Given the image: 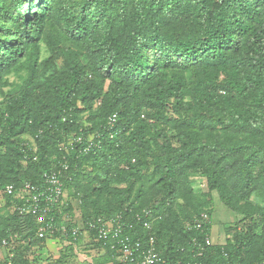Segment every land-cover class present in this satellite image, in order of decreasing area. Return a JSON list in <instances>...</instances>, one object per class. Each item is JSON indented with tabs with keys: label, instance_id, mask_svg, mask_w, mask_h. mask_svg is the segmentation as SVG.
<instances>
[{
	"label": "trees",
	"instance_id": "trees-1",
	"mask_svg": "<svg viewBox=\"0 0 264 264\" xmlns=\"http://www.w3.org/2000/svg\"><path fill=\"white\" fill-rule=\"evenodd\" d=\"M38 2L28 16L26 0H15L12 24L0 22V84L24 57L31 61L25 88L3 113L0 191L66 164L67 210L78 201L83 220L122 211L130 221L148 208L153 229L136 224L129 233L153 234L171 264H264V0ZM55 24L86 48V63L59 46L63 67L40 82L39 39ZM78 134H98V144L60 149ZM198 170L208 189L200 196ZM213 190L244 217L232 238L201 250L211 221L203 230L187 224L203 211L211 217ZM256 193L261 203L251 199ZM35 231L32 216L0 199V237ZM28 260L22 250L13 264Z\"/></svg>",
	"mask_w": 264,
	"mask_h": 264
},
{
	"label": "built area",
	"instance_id": "built-area-1",
	"mask_svg": "<svg viewBox=\"0 0 264 264\" xmlns=\"http://www.w3.org/2000/svg\"><path fill=\"white\" fill-rule=\"evenodd\" d=\"M116 119V113L110 117L111 128ZM97 138L98 134H89L86 138L80 134L72 135L61 142L60 149L69 152L76 144L82 143L84 149L89 151L98 144ZM33 149H37L36 144ZM62 167L44 172L40 181L26 180L19 186L8 184L0 191L1 201L12 198L15 211L23 217L32 216L36 224L34 237H22L18 232L0 237V264H13L17 253L22 250L31 254L28 257L40 260V254L46 252V243L50 240L70 245L80 244L79 247L82 246L85 251L95 250L100 257L110 252L109 260L104 264H171L158 251L153 234L144 239L135 238L129 233L136 229V224L147 230L153 229L151 209L144 208L135 213L130 221L122 211L113 215L100 214L88 220H83L80 214L75 219L76 205L72 211L67 210L70 201L61 177L62 171L67 170L68 166L64 164ZM69 215L72 217L70 220ZM210 221L209 213L203 211L193 222L187 224V228L203 230ZM40 240L41 244L35 243ZM214 243L212 236H206L204 242L198 243V248L202 250ZM75 249L80 254L78 248ZM199 255H202V251ZM77 262L96 264L97 260L82 259ZM194 264L206 263L197 261Z\"/></svg>",
	"mask_w": 264,
	"mask_h": 264
},
{
	"label": "rangeland",
	"instance_id": "rangeland-1",
	"mask_svg": "<svg viewBox=\"0 0 264 264\" xmlns=\"http://www.w3.org/2000/svg\"><path fill=\"white\" fill-rule=\"evenodd\" d=\"M78 2V0H76ZM15 0H0V7L4 10V14L0 15V22L7 20V24H12L8 21L9 16L15 15L16 11L14 9ZM26 11L25 13L29 16L33 13H36V9L39 6L38 0H26ZM79 9V8H78ZM48 26V25H47ZM51 34L53 36H51ZM55 43L53 39H55ZM39 44L41 48L40 56L38 58V71L37 78L40 82L44 81L47 76H50L55 68L63 67V56L59 55L57 49L61 46L64 49L71 50L75 57H78L81 64L86 63L85 58L87 56L86 48L68 37H66L60 25L55 24L54 29H51L49 26L44 29V35L40 37ZM51 59H55V63L51 62ZM31 61L25 57L17 63L11 70L4 73L2 76V83L0 84V131L2 127L3 113L5 112V106L8 101L11 100L13 96L19 94L30 76ZM109 83V80L106 81V84ZM170 135H174L173 129H169ZM31 137V136H29ZM210 138V137H208ZM25 164V163H24ZM144 181L149 184L151 182L150 178V169L145 171ZM192 179H195L194 191L197 195L205 194L208 191L207 189V180L206 177L201 173V171H195L192 174ZM118 187H125V184L121 183ZM212 195L211 205L208 207H213L211 211V224H212V238L215 243L226 242L228 238H232L233 230L236 228L237 222H240L244 217V214L238 213L227 207L224 202L220 199L219 193L217 190L210 192ZM256 193L253 198L254 202L261 203L259 197ZM109 197L104 195L103 202H105ZM74 213V218L77 219L80 216L81 209L77 206ZM184 201L179 200L178 204H182ZM178 207V206H177ZM7 209H2L1 213L4 216L8 214ZM79 215V216H78ZM69 220L72 217L68 216ZM241 229V224L238 225ZM214 230V231H213ZM220 231V232H219ZM219 232V234H218ZM231 236V237H229ZM225 238V240L223 239ZM80 245V244H79ZM79 245H70L65 242H59L57 240H50L46 243L47 250L43 254H40V260L32 259L28 257L30 264H80L77 260H95L100 258L95 250L87 252ZM75 247L78 248L77 254ZM61 253V254H60ZM29 256L31 255L28 253ZM62 255V256H60ZM88 264V263H87Z\"/></svg>",
	"mask_w": 264,
	"mask_h": 264
},
{
	"label": "crops",
	"instance_id": "crops-1",
	"mask_svg": "<svg viewBox=\"0 0 264 264\" xmlns=\"http://www.w3.org/2000/svg\"><path fill=\"white\" fill-rule=\"evenodd\" d=\"M214 231V230H213ZM220 232V231H219ZM219 232H218V234H219ZM224 240H225V238H223ZM223 240H221V242L220 243H223L222 242ZM99 258H97L96 260H98ZM88 262H85V263H83V264H87ZM88 264H90V263H88Z\"/></svg>",
	"mask_w": 264,
	"mask_h": 264
}]
</instances>
